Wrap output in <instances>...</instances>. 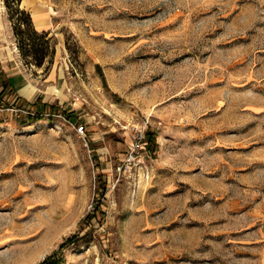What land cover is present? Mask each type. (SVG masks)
Segmentation results:
<instances>
[{"label":"rangeland","instance_id":"obj_1","mask_svg":"<svg viewBox=\"0 0 264 264\" xmlns=\"http://www.w3.org/2000/svg\"><path fill=\"white\" fill-rule=\"evenodd\" d=\"M11 1L0 264H264V0Z\"/></svg>","mask_w":264,"mask_h":264},{"label":"crops","instance_id":"obj_2","mask_svg":"<svg viewBox=\"0 0 264 264\" xmlns=\"http://www.w3.org/2000/svg\"><path fill=\"white\" fill-rule=\"evenodd\" d=\"M22 8V7H21ZM25 9V8H23ZM27 10V9H25ZM39 13L36 11V14ZM40 21H44V17H39ZM33 21V20H32ZM6 24H10V21L4 17V14L0 11V36L2 31L6 27ZM36 30H43V27H37L34 23ZM3 45H0V81L3 77L7 83L10 84V88L14 90V103L19 105L21 103L34 104L39 102L44 103V97L48 96L47 93H43V90L38 89L33 83H31L23 72L17 66V62L14 56V66L10 61V57L3 56ZM14 48H16L14 46ZM14 68V69H13ZM40 90V91H39Z\"/></svg>","mask_w":264,"mask_h":264},{"label":"trees","instance_id":"obj_3","mask_svg":"<svg viewBox=\"0 0 264 264\" xmlns=\"http://www.w3.org/2000/svg\"><path fill=\"white\" fill-rule=\"evenodd\" d=\"M12 4H16V8L14 9L16 13H19V14H23L26 18V23L30 24V20L31 17H29V14L26 12L25 9H19L21 7H19V3H20V0H12L11 1ZM8 7H9V4H8ZM10 8V7H9ZM14 30L16 31V34L15 35H19V32L17 31L18 30V26H16V24L14 23ZM37 31L36 28L33 26V29H32V32L34 34H37ZM34 54L36 53L37 54V51L35 50L33 52ZM35 54V56H36ZM37 57V56H36ZM44 57V54H40V57H38V60L35 58V63L36 65H40L42 63V59ZM52 110H55L54 107H51ZM146 146L151 149V144L153 143L154 141V136L152 134H146ZM99 210V206L96 205L95 209H94V216L96 215V211ZM85 236V235H83ZM83 236L79 237L77 234H72L70 236H68L65 240H63L59 245H58V249L57 251H54L52 253H50L48 256L44 257L41 261H39L37 264H61L62 262V257L59 256V250H61L62 248L66 247V246H69V245H78L79 242L81 240H83Z\"/></svg>","mask_w":264,"mask_h":264},{"label":"built area","instance_id":"obj_4","mask_svg":"<svg viewBox=\"0 0 264 264\" xmlns=\"http://www.w3.org/2000/svg\"><path fill=\"white\" fill-rule=\"evenodd\" d=\"M75 129H76V131L78 132V133H83V131H84V126L82 125V124H80V125H78L77 127H75ZM141 138H142V135H140L138 138H137V140L136 141H140L141 140ZM137 146V145H136ZM136 148H138V146L136 147Z\"/></svg>","mask_w":264,"mask_h":264}]
</instances>
